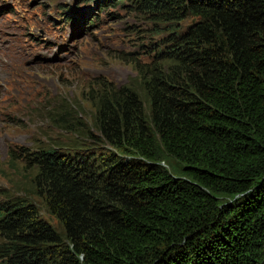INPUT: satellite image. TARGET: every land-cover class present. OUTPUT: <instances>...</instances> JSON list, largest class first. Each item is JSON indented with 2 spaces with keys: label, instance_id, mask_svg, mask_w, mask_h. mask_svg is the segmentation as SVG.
<instances>
[{
  "label": "trees",
  "instance_id": "trees-1",
  "mask_svg": "<svg viewBox=\"0 0 264 264\" xmlns=\"http://www.w3.org/2000/svg\"><path fill=\"white\" fill-rule=\"evenodd\" d=\"M131 1L178 68L138 64L148 103L93 79L98 158L24 150L38 200L0 199V264H264V0Z\"/></svg>",
  "mask_w": 264,
  "mask_h": 264
},
{
  "label": "rangeland",
  "instance_id": "rangeland-1",
  "mask_svg": "<svg viewBox=\"0 0 264 264\" xmlns=\"http://www.w3.org/2000/svg\"><path fill=\"white\" fill-rule=\"evenodd\" d=\"M126 1L101 9L104 2L94 0H0V59L9 62L0 71V199L14 194L38 200V168L24 150L95 146L100 156L94 96L105 86L93 82L95 77L115 89L130 86L148 103L147 83L153 79L138 64L156 62L164 72L178 68L173 57L157 58L171 40L172 22ZM94 12L100 17L86 27ZM68 15L73 19L66 21ZM193 19L180 24L186 27ZM42 215L59 225L44 208Z\"/></svg>",
  "mask_w": 264,
  "mask_h": 264
},
{
  "label": "bare ground",
  "instance_id": "bare-ground-1",
  "mask_svg": "<svg viewBox=\"0 0 264 264\" xmlns=\"http://www.w3.org/2000/svg\"><path fill=\"white\" fill-rule=\"evenodd\" d=\"M14 55H16V54H14ZM9 56V55H8ZM18 56V55H17ZM2 57H4V56H2ZM1 57V58H2ZM9 63V62H8ZM8 63L7 62H4V61H2L1 59H0V71H3L2 69H6V67H8L9 65H8Z\"/></svg>",
  "mask_w": 264,
  "mask_h": 264
}]
</instances>
